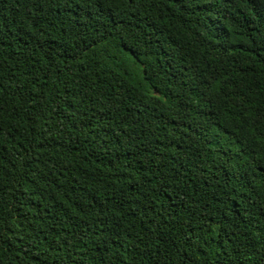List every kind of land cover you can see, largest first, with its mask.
I'll return each mask as SVG.
<instances>
[{"label":"trees","instance_id":"16d2710c","mask_svg":"<svg viewBox=\"0 0 264 264\" xmlns=\"http://www.w3.org/2000/svg\"><path fill=\"white\" fill-rule=\"evenodd\" d=\"M0 264H264V0H0Z\"/></svg>","mask_w":264,"mask_h":264}]
</instances>
